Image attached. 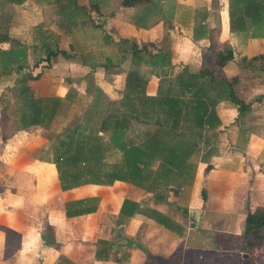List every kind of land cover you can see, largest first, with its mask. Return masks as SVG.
<instances>
[{"label": "crops", "instance_id": "1", "mask_svg": "<svg viewBox=\"0 0 264 264\" xmlns=\"http://www.w3.org/2000/svg\"><path fill=\"white\" fill-rule=\"evenodd\" d=\"M55 1L13 4L0 0V34L9 39L0 41V59L9 50L25 59L18 72L15 67L10 69L14 64L6 67L10 72L0 76V94L8 90L1 83L8 80L17 85L19 81L13 84L12 80L30 74L37 75L25 79L30 90L36 89L34 96L62 97L68 86L50 83L51 77L64 75L68 81L71 74L85 81L93 79L107 98L117 100L124 84L121 66L126 58L110 66L114 70L108 77L98 63L80 60L75 64L60 55L52 57L48 65L40 61L32 66L36 52L44 50L48 39L62 50L59 44L65 39L72 44L74 33L68 31L67 20L58 18ZM228 1L159 0L164 11L145 26H141L145 19L141 3L106 7L103 16L116 24L107 30L114 40L168 49L172 74L182 66L191 73L212 68L214 78L219 83L226 80L233 95L247 105L239 115L229 99L218 100L215 113L219 122L200 129L191 185L162 193L165 202L122 181L62 190L55 166L48 161L47 145L33 153L24 147L22 137L30 128L43 127H15V133L1 141L0 125V264H211L203 259L205 255H217L227 242L241 241L240 235L234 234L237 231L231 234L230 230L243 228L247 211L264 208V61L252 59L264 55V27L254 29L249 18L242 16L244 24L236 22L230 28ZM256 1L264 7V0ZM181 8L187 11L185 16ZM195 13L203 26L197 29L200 31L192 28ZM12 40L19 45H11ZM91 45L88 41V47ZM210 53L212 61L206 59ZM140 66L148 71L145 93L154 95L157 77L150 66ZM43 83L45 90L48 84V90L42 94ZM124 199L137 203L141 210L129 217L120 214ZM65 207L70 216L65 215ZM157 213L171 220L170 229L154 220ZM190 251L195 255L186 253Z\"/></svg>", "mask_w": 264, "mask_h": 264}, {"label": "trees", "instance_id": "2", "mask_svg": "<svg viewBox=\"0 0 264 264\" xmlns=\"http://www.w3.org/2000/svg\"><path fill=\"white\" fill-rule=\"evenodd\" d=\"M7 1L20 4L23 0ZM64 1L55 2L57 6L60 5L66 10H75L76 0ZM86 1L91 9L98 12L102 0ZM144 1L148 0H119V4L134 6ZM263 8V4L256 0H239L238 11L234 13L229 5L230 28H233L236 22L244 24L242 16L248 17L254 28L264 26V16L261 15ZM77 10L84 12L86 8L79 5ZM5 39L8 37L0 34V41ZM12 42L16 43L13 40ZM119 44H121L120 50H117L121 55L119 60L124 59V54L129 52L131 64L125 70L119 99L107 98L94 86L93 94L84 104L80 118L82 121L75 122L71 128L62 132V137L54 144L52 157L48 161L55 166L62 190L87 183L111 185L114 181H122L153 194L154 199L165 202L162 193L177 191L183 185H191L197 161L196 143L200 137V129L212 128L219 122L215 113L218 100L223 97L229 99L239 115L248 107L233 95L226 80H220L219 83L214 78L212 68H203L191 73L183 66L177 73L172 74L168 49L154 48L152 51L148 49H152L151 43L137 46L127 39L120 40ZM42 48L43 51L36 52L32 66L40 61H45L48 65L50 59L56 55L68 57L65 50L50 47L47 43ZM146 51L149 53H142ZM2 54L0 63L3 67L14 64L10 69L15 67L17 72L24 67L25 59L23 56L18 58L17 51L9 50ZM223 58H226V54ZM252 59L263 62L264 55ZM139 63L150 66L152 74L157 77L154 95L145 93L148 71H141ZM100 64L104 67L113 63L108 59L107 64ZM36 76L27 74L18 79L19 87L15 97L22 108L20 121L22 128L32 125L48 128L54 116L59 113L61 105H69L82 99L71 87L62 97H36L25 84V79H34ZM107 106H113L114 109L110 112ZM94 115L100 116L101 119L97 128L91 130L87 123ZM130 118L140 123L151 121L154 127L142 131L143 139L134 141L131 137L125 136ZM100 132L107 134V142L102 140L98 134ZM119 137L123 143L122 147H118L117 144ZM109 149H120L118 150L120 159L107 169L103 163V155ZM200 194L204 199L205 192L201 190ZM140 210L137 203L124 199L119 212L129 217ZM157 214L154 220L170 229L171 220L167 216ZM65 215L70 216L66 207ZM262 232L264 208L258 207L253 211H247L241 235L258 239L261 238ZM247 244L252 246L250 242Z\"/></svg>", "mask_w": 264, "mask_h": 264}, {"label": "rangeland", "instance_id": "3", "mask_svg": "<svg viewBox=\"0 0 264 264\" xmlns=\"http://www.w3.org/2000/svg\"><path fill=\"white\" fill-rule=\"evenodd\" d=\"M103 2V3H102ZM101 4L99 5L98 12L94 9H91L88 6V3L86 0H78L77 4L75 5V10L70 11V9L66 10V8L61 7L60 5L57 6V16L60 19V21H65L68 25V28L70 33H74L72 36V44L70 39H65L63 43H60V48H63L69 57L65 58L66 60L73 62L75 64H79L80 60L84 62H94L98 63L99 66H101L100 63L107 64L108 59L111 63L114 65H117L119 63H122L125 58L126 60L122 63L121 66L122 69H127L130 64V57L129 52L125 53L128 57H125L124 59L119 60V56H121L118 51L121 48V44H119V40H114L111 36V34L108 32L110 31L111 27L113 28L116 26L114 25L112 20L103 17L107 11L106 7H115L117 4H119V0H102ZM239 0H229L228 1V8L230 5V10L234 12L235 9L238 8ZM79 5H82L86 8L84 12H80L77 10V7ZM172 9V8H171ZM170 9V10H171ZM162 9L159 7V0H148L141 3V15H145L144 23H142L141 26H145V22L147 20L152 19L154 16H157L160 14V11ZM100 11V12H99ZM115 11V9L113 10ZM164 11V10H162ZM181 14L185 16L186 10L184 8H181L180 10ZM158 12V13H157ZM157 13V14H156ZM165 14H168V12H164ZM156 14V15H155ZM76 21V22H75ZM75 22V23H74ZM112 24H111V23ZM191 22L193 23L192 28L194 30L202 29L203 26H201L199 22V14L195 13L194 17L191 19ZM228 22H229V15H228ZM79 23V28L77 27ZM251 23V22H250ZM249 23V25H250ZM230 24V22H229ZM50 25V24H49ZM230 27V26H229ZM264 26H259L254 29L261 30ZM108 30V31H107ZM85 31V32H83ZM86 31H88L86 33ZM200 31V30H197ZM85 33L87 35H85ZM92 40V41H91ZM88 41L90 43L92 42L91 47H88ZM16 42V41H15ZM19 42L12 43L11 45H19ZM46 43L50 47H57L55 44L53 45V41L47 40ZM110 43H115L114 45H111ZM152 48H154V44ZM110 45V46H109ZM119 46V47H118ZM140 46V45H137ZM225 47V46H224ZM224 47L221 49L223 50ZM92 48V50H90ZM88 49L90 50L89 52ZM118 50V51H117ZM149 50H152L149 48ZM145 54H148L149 51L142 52ZM141 53V54H142ZM63 58V56L60 55V58ZM207 60L212 61L213 60V54L210 53L206 57ZM87 60V61H86ZM141 63V62H140ZM139 63V64H140ZM111 65L107 66H101L105 68V77L110 76L109 74L113 72V68L110 67ZM183 67V66H182ZM141 71H145L144 68H141ZM104 70V69H103ZM9 70L6 67L0 66V76L4 75L5 72H8ZM10 72V71H9ZM78 72L81 73V71L78 68ZM11 74V73H9ZM69 75L67 77V80H65L64 75H61L59 77L55 75L51 78L53 79L50 83L58 85L62 84L64 87L68 86L75 89V91L78 92V94L81 96L82 99L80 101L72 102L68 104L61 105L59 107V113L54 116L52 121L49 123L48 128H30V131L22 137L24 140V147L28 153H33L34 150L43 145H47L48 150V157H52V148L54 144H57V141L61 139L62 132L67 129L71 128L72 125L80 120L84 104L87 101L88 98L93 94V79H85L81 78V76H74ZM147 77V76H146ZM49 76L47 79L50 81ZM69 79L74 80V82L70 81ZM12 80L13 84L14 82H18ZM46 80V78H44ZM47 80V81H48ZM92 80V81H91ZM49 84V82H48ZM48 84H46V90H45V84L43 83L42 86V94L47 92L48 90ZM34 85V84H33ZM7 86L8 90H4L5 93L0 94V113L2 114L0 116V125H1V141H4L6 139V136L10 137L13 135L15 127H20L21 124V112L22 108L19 105L18 98H16V91L19 87V82L17 85H12L10 82L4 81L1 83V87ZM15 86V87H14ZM35 88L33 87L30 91L32 93H35ZM84 92V93H83ZM119 99V98H118ZM108 111H112L114 108L113 106H107ZM100 116L94 115L91 117V120L89 123H87V127L91 130H94L97 128V126L100 123ZM153 124L151 121L149 123H140L135 121L134 119L130 118L127 130L125 131V136L131 137L134 141L140 140L142 137V131H145L146 129L152 128ZM186 128V125H184V129ZM179 129L181 127L179 126ZM138 133V134H136ZM102 140L104 142H107V134H104L103 132L98 133ZM139 135V136H137ZM118 147H122L123 143L121 141V137L118 138L117 141ZM120 151V149H118ZM115 149H109L108 151H105L103 155V163L104 166L108 169L111 167V165L115 162H118L120 159V152ZM2 154H6V150H3ZM231 231H237L234 234L240 235L241 241L240 242H234V243H228L225 244L226 249H220L216 254L211 255H205L203 259H205L206 262H210L211 264H264V232H262L261 238H254L252 236H245L242 237L241 231L242 227H237L235 229L230 230ZM231 234H233L231 232ZM252 243V246H249L247 243ZM199 252V251H198ZM188 255H195V252L190 251L186 252ZM202 253V252H200ZM193 261V260H192ZM196 262V261H195Z\"/></svg>", "mask_w": 264, "mask_h": 264}, {"label": "water", "instance_id": "4", "mask_svg": "<svg viewBox=\"0 0 264 264\" xmlns=\"http://www.w3.org/2000/svg\"><path fill=\"white\" fill-rule=\"evenodd\" d=\"M190 226H192L191 223H190Z\"/></svg>", "mask_w": 264, "mask_h": 264}]
</instances>
